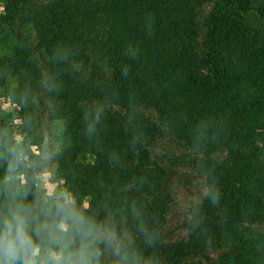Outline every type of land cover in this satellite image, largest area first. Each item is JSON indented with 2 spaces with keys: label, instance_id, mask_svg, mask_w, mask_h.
I'll return each mask as SVG.
<instances>
[{
  "label": "trees",
  "instance_id": "obj_1",
  "mask_svg": "<svg viewBox=\"0 0 264 264\" xmlns=\"http://www.w3.org/2000/svg\"><path fill=\"white\" fill-rule=\"evenodd\" d=\"M2 1L25 142L0 108V232L21 217L55 264H264V0ZM38 106L61 123L54 176L71 203L48 207L28 166ZM163 128L201 153L206 181L179 240L163 235L171 175L151 154ZM109 220L111 254L96 237Z\"/></svg>",
  "mask_w": 264,
  "mask_h": 264
},
{
  "label": "rangeland",
  "instance_id": "obj_2",
  "mask_svg": "<svg viewBox=\"0 0 264 264\" xmlns=\"http://www.w3.org/2000/svg\"><path fill=\"white\" fill-rule=\"evenodd\" d=\"M90 3L95 5V0H90ZM4 8L5 3L0 0V14L3 13ZM94 8L97 9L96 7ZM202 8L203 15L207 16L212 10L213 4H205ZM99 16L98 11L96 14L98 20ZM97 25L99 26V21H97ZM6 29L0 34V58L8 55L13 47V40ZM92 59H94V55ZM17 92L18 79L16 77L5 78L0 70V108L2 115L13 125L17 141L24 144V136L21 132L24 118L20 116V111L22 110L14 104V97ZM39 107L36 114L38 118L37 135L39 144L37 147L27 148L28 166L37 174L38 191L41 200L48 207H51L56 199H64L67 203H71L72 198L66 192L63 182L57 180L54 176L55 164L53 157L60 150L61 123L49 122ZM153 118L158 122L157 116L154 115ZM159 124L161 123L159 122ZM151 154L153 160L168 169L171 175V184L168 190L171 192L173 203L163 235L167 240L183 239L187 234L185 222L191 215L193 208L203 200L207 191L205 177L198 173L194 167L196 160L201 157V153L174 139L170 132L163 128V132L157 138ZM20 179H23V176H20ZM85 204L87 205V201H85ZM118 227L116 221L109 220L96 233L97 239L103 242L108 254L114 251L118 243ZM58 229L61 232H65L67 226L62 223ZM50 232L54 240L61 236L52 230ZM55 263L56 258L50 255L45 256L43 249L36 251L35 264Z\"/></svg>",
  "mask_w": 264,
  "mask_h": 264
},
{
  "label": "clouds",
  "instance_id": "obj_3",
  "mask_svg": "<svg viewBox=\"0 0 264 264\" xmlns=\"http://www.w3.org/2000/svg\"><path fill=\"white\" fill-rule=\"evenodd\" d=\"M128 71L129 69L125 68L124 74L127 75ZM29 252L32 256L36 255L25 221L19 216H13L12 221H5L4 231L0 232V257L6 258V264H16V260L24 256V264H32L31 259L27 258ZM0 264H5V260H0Z\"/></svg>",
  "mask_w": 264,
  "mask_h": 264
}]
</instances>
